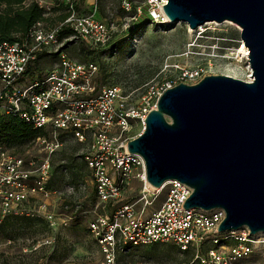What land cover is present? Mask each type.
Masks as SVG:
<instances>
[{
  "label": "built area",
  "instance_id": "obj_1",
  "mask_svg": "<svg viewBox=\"0 0 264 264\" xmlns=\"http://www.w3.org/2000/svg\"><path fill=\"white\" fill-rule=\"evenodd\" d=\"M35 1L49 11L47 0ZM64 1L69 14L61 23L45 28L37 22L21 40L0 43V115L17 117L45 133L29 142L21 155L0 146V225L15 219L39 220L51 233L42 240H26L21 253L44 247L52 250L58 229L75 219L74 209L64 214L59 211L61 203L49 202L59 194L49 189V183L52 156L62 146L64 136L86 147L82 158L96 196L87 230L98 247L100 264H137L123 263L120 258L129 249L156 243L171 244L180 253H188V264H264V233L252 235L245 227L219 233L224 211L184 209L182 205L192 190L176 180L165 182L159 189L147 187L143 159L127 151V142L136 136L129 138L127 132L133 123L143 128L159 97L177 83L149 87L139 106L127 103L117 87L97 86V65L71 59L63 43L80 42L92 51L102 50L109 45L111 27L92 14L78 15L75 0ZM165 4L166 0H120V9L128 15L126 28L135 29L134 24L142 17L148 20L146 25H170L162 11ZM63 27L72 35L59 41ZM44 54L55 55L56 64L29 82L32 66ZM180 75L189 85L203 78L199 67L182 69ZM133 180L142 184L141 210L134 203H119ZM65 189L68 194L74 192L72 184H66ZM162 191L160 207L144 214L151 197ZM11 244L10 239L2 242L0 254Z\"/></svg>",
  "mask_w": 264,
  "mask_h": 264
},
{
  "label": "water",
  "instance_id": "obj_2",
  "mask_svg": "<svg viewBox=\"0 0 264 264\" xmlns=\"http://www.w3.org/2000/svg\"><path fill=\"white\" fill-rule=\"evenodd\" d=\"M162 11L191 30L234 23L250 81L211 75L167 89L127 151L143 159L150 187L176 180L192 190L184 209H222L219 233H264V0H166Z\"/></svg>",
  "mask_w": 264,
  "mask_h": 264
},
{
  "label": "rangeland",
  "instance_id": "obj_3",
  "mask_svg": "<svg viewBox=\"0 0 264 264\" xmlns=\"http://www.w3.org/2000/svg\"><path fill=\"white\" fill-rule=\"evenodd\" d=\"M86 1L92 3L93 8L84 4ZM76 13L92 14L96 19L108 22L112 33L111 47L117 45V48L114 51L109 46L92 51L80 42H65L63 46L66 54L79 63L97 65L96 85L119 88L126 102L134 106H139L146 90L156 84L169 81L189 84L181 79L182 69L199 67L203 77L226 75L249 81L248 60L238 58L235 52L243 42L239 28L234 23H208L196 30H191L184 23L170 24L165 28L149 25L132 33L126 28L128 15L120 9V0H78ZM56 62L55 55L44 54L31 69L43 75ZM142 129L140 123H133L127 137L139 135ZM61 143L62 146L52 156V176L49 183V189L56 190L59 194L53 195L49 202L61 203L59 211L64 214L69 209H74L76 216L68 225L58 229V238L52 252L51 248H44L45 252L33 255L29 261L34 264L43 255L50 264H100L98 247L87 230L89 211L96 204V196L90 182V171L82 159L86 147L64 136H61ZM27 144L4 147L0 142V146L17 155L26 150ZM66 184L74 186L73 194L67 193ZM141 190L142 184L133 180L123 192L119 203H134L135 208L141 210ZM163 197L164 191L151 197L149 204L144 207V214L157 210ZM65 206L67 209L63 210ZM108 210L106 207L105 211ZM49 235L51 233L43 221L18 220L0 225V245L10 239L12 244L9 247L14 250L10 248L12 252L3 261L10 262L15 257L16 249L25 245V242L42 240ZM189 258L188 253H180L171 244L156 243L129 249L121 256L120 261L137 264H188Z\"/></svg>",
  "mask_w": 264,
  "mask_h": 264
},
{
  "label": "trees",
  "instance_id": "obj_4",
  "mask_svg": "<svg viewBox=\"0 0 264 264\" xmlns=\"http://www.w3.org/2000/svg\"><path fill=\"white\" fill-rule=\"evenodd\" d=\"M63 2V0H51L53 6L48 12H45L35 0H0V43L21 40L37 22L52 24L54 20L62 21L69 14L68 5ZM47 13L49 15L45 16ZM56 13H59L56 15L57 17H50ZM146 23H148V20L142 17L134 24L135 29H129V31L133 33L137 30L145 29L149 25L157 28H165L168 26L160 27L154 24L146 25ZM71 35L72 31L69 28L63 27L59 32L58 40L62 41ZM127 41L129 42L130 39H127ZM109 44L108 47L110 46L115 51L117 45L111 47V42ZM37 77H39L38 71L31 70L29 72V82L34 81ZM43 134H45L43 130L33 129L17 117L0 115V142L4 147L26 144Z\"/></svg>",
  "mask_w": 264,
  "mask_h": 264
},
{
  "label": "crops",
  "instance_id": "obj_5",
  "mask_svg": "<svg viewBox=\"0 0 264 264\" xmlns=\"http://www.w3.org/2000/svg\"><path fill=\"white\" fill-rule=\"evenodd\" d=\"M47 2H49V10H50V8L53 6V4L51 3V1L50 0H47ZM84 4H86V5H88L89 6V8H93V6L91 5L92 3H90V2H85ZM77 5H78V0H75V10H77ZM59 13H56V14H52V16H50V17H52V18H54V17H57L56 15H58ZM47 15H49L48 13L45 15V16H47ZM66 18V17H65ZM64 20V19H63ZM62 20V21H63ZM62 21H55L54 20V22L52 23V24H50V23H47V22H44V23H42L43 24V26L45 27V28H52V27H54V26H56L57 24H59V23H61ZM48 25V26H47ZM56 203V201H53V202H51V204L52 205H54ZM21 220H23V221H32V220H27V219H21ZM13 221H18V220H9V221H6L5 223H8V222H13ZM39 221V220H38ZM5 223H3V224H5ZM3 224H1V225H3ZM59 234V233H58ZM58 238V237H57ZM25 245H23V246H20V247H18L17 249H16V252L14 253L15 255V257L13 258V259H15V258H18V257H20L21 258V261L20 262H14V260L12 259L10 262H8L7 263V260L4 262L3 260H5V259H7V255H9L10 254V252H12V251H14L13 249H12V247H5V248H3L2 250H1V254H0V264H33V263H31L30 261H29V259L33 256V255H35V254H37V255H39L40 253H43V252H45V250H44V248H47V247H44V248H42V249H40L39 251H37V252H34V253H27L26 255H23L22 253H21V249H22V247H24ZM10 248H11V250L12 251H10ZM54 250V249H53ZM53 250H51L50 252H52ZM42 260H46L47 261V264H50L49 263V261L47 260V258H43V255H40V257L38 258V261L36 262V263H34V264H38V263H40Z\"/></svg>",
  "mask_w": 264,
  "mask_h": 264
},
{
  "label": "bare ground",
  "instance_id": "obj_6",
  "mask_svg": "<svg viewBox=\"0 0 264 264\" xmlns=\"http://www.w3.org/2000/svg\"><path fill=\"white\" fill-rule=\"evenodd\" d=\"M226 23H228V22H226ZM235 52H236V55L238 56V58H245V60H246L248 57V50L244 46L243 43H241V46ZM249 80H250V76H249ZM147 187L152 188L148 184H147Z\"/></svg>",
  "mask_w": 264,
  "mask_h": 264
}]
</instances>
